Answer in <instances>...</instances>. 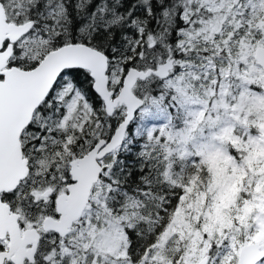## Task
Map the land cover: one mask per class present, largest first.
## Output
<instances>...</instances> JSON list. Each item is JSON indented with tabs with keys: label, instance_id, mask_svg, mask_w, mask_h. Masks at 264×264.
<instances>
[{
	"label": "snow or ice",
	"instance_id": "1",
	"mask_svg": "<svg viewBox=\"0 0 264 264\" xmlns=\"http://www.w3.org/2000/svg\"><path fill=\"white\" fill-rule=\"evenodd\" d=\"M0 264H264V0H0Z\"/></svg>",
	"mask_w": 264,
	"mask_h": 264
}]
</instances>
